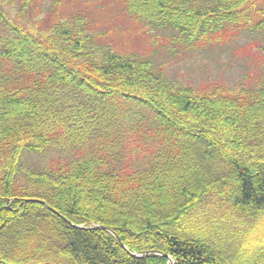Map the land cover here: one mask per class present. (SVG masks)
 <instances>
[{
  "label": "trees",
  "instance_id": "trees-1",
  "mask_svg": "<svg viewBox=\"0 0 264 264\" xmlns=\"http://www.w3.org/2000/svg\"><path fill=\"white\" fill-rule=\"evenodd\" d=\"M113 3L171 52L264 43V0ZM86 15L35 31L0 8V264H264V80L195 90Z\"/></svg>",
  "mask_w": 264,
  "mask_h": 264
},
{
  "label": "rangeland",
  "instance_id": "rangeland-1",
  "mask_svg": "<svg viewBox=\"0 0 264 264\" xmlns=\"http://www.w3.org/2000/svg\"><path fill=\"white\" fill-rule=\"evenodd\" d=\"M22 2L0 0V8L11 22L41 31L56 18L82 11L87 14V32L95 36L93 44L149 58L168 79L198 91L239 84L253 89L264 80V43L261 46L255 35L225 32L213 36V40H221L208 45L171 52V32L157 26L146 33L135 29L133 21L123 16L114 0H29L26 11ZM29 158L28 162L24 160L23 169L41 168L43 160L49 161L45 156Z\"/></svg>",
  "mask_w": 264,
  "mask_h": 264
},
{
  "label": "bare ground",
  "instance_id": "bare-ground-1",
  "mask_svg": "<svg viewBox=\"0 0 264 264\" xmlns=\"http://www.w3.org/2000/svg\"><path fill=\"white\" fill-rule=\"evenodd\" d=\"M89 227L93 228V227H96V226L91 225V226H89ZM136 256H137V254H136ZM168 263H169V264H172V261H169Z\"/></svg>",
  "mask_w": 264,
  "mask_h": 264
},
{
  "label": "water",
  "instance_id": "water-1",
  "mask_svg": "<svg viewBox=\"0 0 264 264\" xmlns=\"http://www.w3.org/2000/svg\"><path fill=\"white\" fill-rule=\"evenodd\" d=\"M89 228H91V227H89ZM95 228H100V227L99 226H96ZM132 255L136 256V254H132Z\"/></svg>",
  "mask_w": 264,
  "mask_h": 264
}]
</instances>
